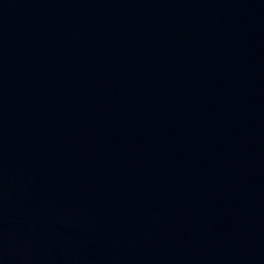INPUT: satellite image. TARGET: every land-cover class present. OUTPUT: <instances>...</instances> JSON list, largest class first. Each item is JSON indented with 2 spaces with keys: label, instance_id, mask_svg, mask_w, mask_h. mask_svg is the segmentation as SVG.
Segmentation results:
<instances>
[{
  "label": "water",
  "instance_id": "95a60500",
  "mask_svg": "<svg viewBox=\"0 0 264 264\" xmlns=\"http://www.w3.org/2000/svg\"><path fill=\"white\" fill-rule=\"evenodd\" d=\"M0 264H264V0H0Z\"/></svg>",
  "mask_w": 264,
  "mask_h": 264
}]
</instances>
